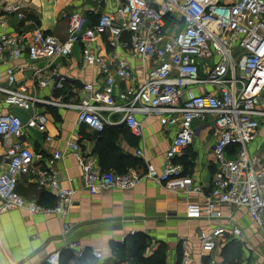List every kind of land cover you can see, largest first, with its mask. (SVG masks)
Returning a JSON list of instances; mask_svg holds the SVG:
<instances>
[{"label":"built area","instance_id":"built-area-1","mask_svg":"<svg viewBox=\"0 0 264 264\" xmlns=\"http://www.w3.org/2000/svg\"><path fill=\"white\" fill-rule=\"evenodd\" d=\"M24 7V2L0 0V28L8 26L12 15L22 18ZM62 15L68 18L64 40L41 28L20 34L0 32V66H6L0 101L8 107L33 109L27 121L12 111L0 110V138L5 150L0 210L22 207L32 214L66 216L74 203L75 189L62 187L54 170L55 161L64 152L52 151L47 167L36 168L40 154L23 140L27 128L47 129L44 105L49 104L75 108L79 124L99 130L112 121L106 113L115 112L121 113L126 126L137 135L144 132L139 112L175 129L161 167L146 159L145 170L139 166L124 171L97 170L93 160L81 154L79 144L68 140L67 146L84 170L85 186L127 189L142 179H153L169 190L203 194V200L187 202L188 218L221 216L218 208L223 204L244 206L264 231V162L249 150L264 120V0H125L117 12L103 11L85 28L80 11ZM167 20L173 29L166 26ZM76 43L82 45L84 64L99 67V78L82 82L85 95L78 102L40 96L39 88L62 89L66 82L75 80L53 63L38 66L35 61L66 57ZM25 55L27 64L9 63ZM131 58L139 59L141 76ZM24 68L32 71L31 85L18 82L17 74ZM122 81L127 83L123 89ZM209 117L216 166L211 187L205 192L201 183L184 173L177 157L193 143L194 121ZM138 154L145 157L143 149ZM30 174L39 186L57 189L54 206L27 199L19 191L22 177ZM231 214L223 224L199 232L202 252L214 250L224 236L243 237ZM101 255L96 252V256ZM190 256L189 243L183 240L181 264H188ZM46 259L59 264V251Z\"/></svg>","mask_w":264,"mask_h":264},{"label":"crops","instance_id":"crops-1","mask_svg":"<svg viewBox=\"0 0 264 264\" xmlns=\"http://www.w3.org/2000/svg\"><path fill=\"white\" fill-rule=\"evenodd\" d=\"M24 2V16L12 15L8 26L0 28L20 34L26 30L41 28L64 40L68 34V18L65 11H80L87 27L96 22L103 11L117 12L125 0H6ZM106 49L109 50L107 38ZM126 54V51L121 50ZM136 73L141 76L139 59L131 58ZM9 63L27 64L26 55ZM38 66L53 63L54 66L77 81L62 89L39 88L42 97L78 102L85 95L82 82L98 79L99 67L88 66L82 60V45L74 44L72 52L66 57L45 58L35 61ZM5 65L0 66V81L5 79ZM32 71L24 68L17 74L18 82L31 85ZM127 83L120 82L123 89ZM0 101V110L12 111L24 121L31 116L33 109L8 107ZM48 124L45 131L27 128L23 140L25 144L40 154L35 167H47V159L52 151L62 150L64 156L54 163V170L62 187L75 189L74 203L66 216L57 213L32 214L27 208L0 210V264H50L48 255L59 251V264H131L130 251L134 252L130 238L136 233L148 236L149 246L146 256L158 249L161 243L166 246L165 264H181L183 259V240L189 243L190 260L188 264H227L222 251L228 241L235 239L241 245L239 264L264 262V231L258 227L248 209L244 206L229 207L220 205L221 216L207 218H188V201L203 200V194L188 193L182 190H169L153 179H142L132 188L87 187L84 183V170L79 158L67 146L72 140L80 146L83 156L91 158L95 168L100 171H123L129 162L145 170L146 159L161 167L166 150L175 134L174 127L162 125L155 116L139 112L137 117L143 122V134L137 135L126 126L120 112L110 115L112 121L99 130L77 121V110L71 107L44 105ZM211 119L195 120L196 129L193 143L186 152L177 157L184 165V173L194 177L209 191L215 170ZM47 136H51L48 139ZM145 151V157L138 150ZM252 154H258L264 162V120L259 133L250 144ZM4 145L0 138V172L5 168ZM119 166V167H118ZM122 169V170H121ZM19 191L27 198L45 206H54L57 189L38 185L35 175L23 176ZM2 200L0 198V207ZM232 212V214H231ZM231 214L239 224L243 237L224 236L209 253L202 252L199 232L227 221ZM69 227V230L66 228ZM79 251L82 255H79ZM101 252V256H96ZM250 260V263L248 261Z\"/></svg>","mask_w":264,"mask_h":264},{"label":"trees","instance_id":"trees-1","mask_svg":"<svg viewBox=\"0 0 264 264\" xmlns=\"http://www.w3.org/2000/svg\"><path fill=\"white\" fill-rule=\"evenodd\" d=\"M78 84L77 81L73 83L66 82V86H71L72 84ZM129 166H136L135 162H129ZM119 167V166H118ZM122 170V169H121ZM124 171V170H123ZM130 244L133 245V251L129 253V259L131 264H165L166 262V246L165 243H161L157 250L152 252L150 255L146 256L144 251L149 246L148 236L143 233H136L130 238ZM241 245L240 243L232 239L223 248V255L225 256V261L227 264H239V259L241 258Z\"/></svg>","mask_w":264,"mask_h":264},{"label":"rangeland","instance_id":"rangeland-1","mask_svg":"<svg viewBox=\"0 0 264 264\" xmlns=\"http://www.w3.org/2000/svg\"><path fill=\"white\" fill-rule=\"evenodd\" d=\"M166 26H170L172 27V29L174 28V26L171 24V21L170 20H167V23H166ZM180 27H182V24L176 28V30H178ZM258 225V224H257ZM259 227V226H258ZM260 228V227H259ZM248 263H250V260L248 261Z\"/></svg>","mask_w":264,"mask_h":264}]
</instances>
